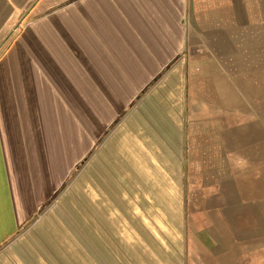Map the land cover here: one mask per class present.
<instances>
[{
  "label": "crops",
  "instance_id": "crops-1",
  "mask_svg": "<svg viewBox=\"0 0 264 264\" xmlns=\"http://www.w3.org/2000/svg\"><path fill=\"white\" fill-rule=\"evenodd\" d=\"M244 1L0 0V264H14L13 248L46 221L36 222V213L56 196L66 195L73 178L77 190L89 187L82 197L87 201L90 197L91 203L86 202L82 210L97 216L95 221L79 220L81 227L99 226L101 212L108 211L110 217L116 210L126 211L108 198L100 203L101 194H111V174H115L111 163L116 144H122L117 132L124 128L130 139L132 130L142 126L179 129L184 67L200 102L193 114L227 125V114L242 115L251 108L246 102L249 82L236 60L244 52ZM254 67L258 75L252 85L262 116L256 126V161L261 162L263 55ZM242 122L230 128L238 131ZM124 139L126 147L129 139ZM235 151L228 156H235L242 171L243 154ZM99 171L101 177H95ZM236 191L240 196L238 187ZM240 200L226 208L230 214L219 222L227 228L238 225L243 231L235 230L228 237L215 224L218 249L189 240L187 264H264L260 213L245 214L248 219H244V213L238 218L230 212H243L245 205L247 211L260 212L264 205L244 204L243 194ZM130 214V218L103 222L109 228L147 225L133 221ZM249 222L250 230L244 229ZM60 227L62 234L55 236L59 251L39 255L41 264H100L101 240L94 230L92 235L83 234V229L68 235L62 223Z\"/></svg>",
  "mask_w": 264,
  "mask_h": 264
},
{
  "label": "rangeland",
  "instance_id": "rangeland-1",
  "mask_svg": "<svg viewBox=\"0 0 264 264\" xmlns=\"http://www.w3.org/2000/svg\"><path fill=\"white\" fill-rule=\"evenodd\" d=\"M250 12L255 14L254 18L248 17L252 15ZM244 26V52L242 56L240 53L237 54L236 60L238 65L239 62L243 65V79H248L249 82L246 89L249 96L246 102L250 105V109H245L242 115L227 114V125L221 124L217 119L210 120L208 115L193 114L194 110H198L199 100L194 98L196 85L188 75L187 67H184L179 83L181 96L179 129L160 126L162 129L157 130V126H142L136 131L132 130L130 139L128 131L124 128L117 132L116 139L118 142L121 139L122 144H116L118 152L114 162L111 163V171L115 173L111 174L113 176L112 188H109L111 194H101L100 203L107 202L108 198L116 206H123L126 209V211L119 210L122 215L125 212V214L131 213L134 220L140 218L137 222L141 224L147 222V225L140 226V229L150 238L151 247L159 255L161 264H187L188 243L192 239L204 241L209 250L216 251L220 239L218 231L214 228L215 218H225V214H230L226 208L239 204L241 194L244 204L264 205V159L261 162L256 161L258 155L256 126L259 124L258 118L262 116L258 114L257 94L252 86L253 80L258 75L254 67L258 62V55L264 57V52L261 50L264 48V0L262 2L245 0ZM148 119L151 118L148 116ZM240 121H243L244 125L239 127L238 131L230 128L231 126L234 128L236 122L240 124ZM259 121L261 122V119ZM259 127L264 135V126ZM220 130L225 146L221 145ZM124 138L129 139L126 147H124ZM236 149L243 154L242 171L239 166L241 164L236 161L235 156H228L229 152H236ZM154 160L158 162L157 165ZM100 174L99 171L95 177ZM235 176L238 178L236 179ZM75 183V178L69 181V191ZM237 187L240 196L237 195ZM85 189L89 187H80L73 192L69 202L62 201L65 195H58L51 204L36 213V222L42 218L46 221L13 248L10 256L14 259V264L18 262L41 264L39 255L48 256L49 253L54 254L59 251L60 244L57 243L55 236L62 234L63 229L60 224L66 221L65 216L69 209L72 206L82 208L86 206V202L91 203V200L82 198V191ZM59 203L63 205L59 206ZM131 204L133 207L130 211ZM138 204L142 205L141 210L137 208ZM154 206L157 210L154 212L147 210L146 215L144 208H154ZM55 207L61 222L55 217H46ZM230 212L233 213L232 215L239 214L238 218L244 213V219H248V216H245L247 213L250 217L260 213L259 224L264 225V210L248 212L245 205L243 212L236 210ZM104 213L108 214V211ZM254 219L258 227L256 216ZM250 225L249 222L244 229L250 230ZM224 228L230 236L235 230L243 231L242 227L235 224L232 228L226 226ZM26 230L28 231L27 228L24 231ZM246 230H244L245 234H247ZM211 234H215L213 239ZM72 245L69 250L73 249ZM252 248L255 249V245ZM147 264H151V261L148 260Z\"/></svg>",
  "mask_w": 264,
  "mask_h": 264
},
{
  "label": "trees",
  "instance_id": "trees-1",
  "mask_svg": "<svg viewBox=\"0 0 264 264\" xmlns=\"http://www.w3.org/2000/svg\"><path fill=\"white\" fill-rule=\"evenodd\" d=\"M119 151H121L119 149ZM118 152V151H117ZM90 185L89 183H85L84 186ZM77 191L76 183L72 186L70 191L63 198V202H69L70 198L73 196V192ZM86 196L84 195V197ZM89 197V201H90ZM62 203H59V206H62ZM55 207L49 214L46 216L47 218L55 217L59 219L57 216ZM146 215L149 212H154L150 207H145ZM148 210V211H147ZM141 213V212H140ZM104 212H101L99 220V226H80L78 221L80 220H97V216L93 214V212L82 210L81 207H71L69 212L65 216V222H62V227L68 230V235H76L81 233L83 229V234L92 235V230H94L95 234L98 235L101 242L99 243V262L100 264H147L148 260L151 261V264H161L159 255L155 252V250L151 247V240L147 237L146 234L140 229V226L129 227H113L109 228L104 224L103 219L112 218L115 220H123L126 218H130L128 214L125 217L119 212L115 211L110 217L106 216ZM46 218V219H47ZM132 218V217H131ZM140 219V218H139ZM134 221V218H132ZM78 224V225H77ZM153 227V226H152ZM113 229V231H111ZM130 232V233H129ZM117 234H120V238L116 237ZM147 260V261H146ZM147 262V263H146ZM163 264V263H162Z\"/></svg>",
  "mask_w": 264,
  "mask_h": 264
},
{
  "label": "bare ground",
  "instance_id": "bare-ground-1",
  "mask_svg": "<svg viewBox=\"0 0 264 264\" xmlns=\"http://www.w3.org/2000/svg\"><path fill=\"white\" fill-rule=\"evenodd\" d=\"M245 2V1H244ZM261 2H262V0H261ZM256 4V3H255ZM257 9V8H256ZM259 16V15H258ZM259 27V26H258ZM259 29V28H258ZM264 29V28H263ZM253 31V30H252ZM251 31V32H252ZM249 32V31H248ZM254 34V33H253ZM250 35V34H249ZM257 39V38H256ZM258 40V39H257ZM256 41V40H255ZM260 44V43H259ZM258 57H259V55H258ZM251 76H253V75H251ZM250 76V77H251ZM249 78V77H248ZM245 79V78H244ZM247 81H248V79H247ZM250 84H251V82H250ZM253 86V85H252ZM252 88V87H251ZM231 99H229V101H230ZM224 114V113H223ZM232 122V121H231ZM231 124V123H230ZM253 169V168H252ZM248 171V170H247ZM248 174V173H247ZM252 176V175H251ZM250 178H252V177H250ZM253 181V180H252ZM254 187V186H253ZM251 194H252V191H251ZM253 195V194H252ZM203 197V196H202ZM213 197V196H212ZM204 198V197H203ZM247 200V199H246ZM202 201V200H201ZM249 212V211H248ZM248 214V213H247ZM215 216V215H214ZM216 219V223L215 224H217V227L226 235V236H230L229 234H228V232H227V230L224 228V226L222 227L221 226V222H219V220H221L220 218H215ZM215 227V226H214ZM242 230V229H241ZM211 233V232H210ZM215 235V234H214ZM219 239H220V237H219ZM224 244V243H223ZM227 249V248H226ZM214 250V249H213ZM220 250V249H219ZM256 254V253H255ZM239 257V256H238ZM237 259V258H236ZM241 260V259H240Z\"/></svg>",
  "mask_w": 264,
  "mask_h": 264
}]
</instances>
